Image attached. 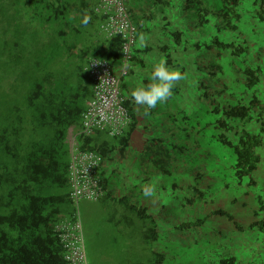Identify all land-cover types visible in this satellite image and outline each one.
I'll use <instances>...</instances> for the list:
<instances>
[{
    "label": "trees",
    "instance_id": "obj_1",
    "mask_svg": "<svg viewBox=\"0 0 264 264\" xmlns=\"http://www.w3.org/2000/svg\"><path fill=\"white\" fill-rule=\"evenodd\" d=\"M94 1L0 0V264H67L54 224L74 216L78 206L70 194L68 130L81 128L92 96L93 83L86 68L89 58L107 59L117 69L123 52L121 35L107 37L91 27L100 17ZM165 1L176 4L182 13L183 29L170 32L179 43L187 37L186 26L196 15L199 35L201 30L204 33L195 44L200 98L210 100L216 138L233 155L235 177L254 184L252 175L261 160L258 149L264 132V101L255 89L264 69L260 64L247 65L245 57L238 59L249 52L246 39L227 36L250 22L245 15L264 22V0ZM160 3L164 1L155 2ZM187 49L184 45L183 50ZM228 74L240 82L238 77H243L242 89L230 93L241 98L237 103L223 101L225 92L234 87L227 81ZM129 103L125 100L131 120L121 134L96 129L80 138V147L105 160L117 153L124 155L136 129ZM252 122L260 124L258 131L247 127ZM104 171L103 167L104 194L97 200L116 199L108 188L110 175ZM149 188L154 201L157 192L154 186ZM198 195L197 200L203 196L202 192ZM118 202H124L143 224L151 220L144 234L150 242L158 239L160 222L154 214L158 208L149 214L148 208L126 196ZM217 211L226 214L224 209ZM195 216L175 230L193 226L197 235H207V217ZM253 226L264 230V220ZM153 253L151 264H170L165 253ZM218 263L236 264V257L221 258Z\"/></svg>",
    "mask_w": 264,
    "mask_h": 264
},
{
    "label": "crops",
    "instance_id": "obj_2",
    "mask_svg": "<svg viewBox=\"0 0 264 264\" xmlns=\"http://www.w3.org/2000/svg\"><path fill=\"white\" fill-rule=\"evenodd\" d=\"M98 1H94L95 5ZM156 1L129 0L133 18L138 26V34L132 63L129 72L126 74L128 76L122 78L121 87L126 100L130 102L131 112L134 113L133 118H136V129L132 135L131 146L125 154L117 153L111 159L105 160L104 172H108L110 175L108 188L116 197L113 200L119 201L126 196L128 199L148 208L149 214L158 208V212L154 213L159 218L158 221L162 224L166 222L165 224L169 225L168 217L163 218L166 209V196L174 194L176 202L177 194L183 195L185 192L179 186L190 181L184 180V177H196L195 185L197 184V187L195 191H192L193 195L202 192L203 196L195 204L194 210L196 214L207 217L205 226L209 232L207 235L201 233L200 238L203 239L204 236L213 238L216 244L214 247L217 250L224 247L228 249L230 255L227 254L228 256L220 257V259L234 256L236 257V264H264V251L260 254L262 252L260 248L264 246V230L259 226H253L256 222L264 220V156L261 154L262 149L264 150V141L258 149L261 160L252 175L254 184L247 183V179L238 181L232 167L233 161L226 159L221 162V159L218 160L213 151H210V148L216 147L220 142L216 138L215 115L210 112V100L201 99L198 88V72L195 62L196 57L198 58V48L195 47V44L200 38L198 27L191 20L188 23L189 26H186L187 37L184 36L180 39V44L170 35V32L175 31L176 27L183 29L184 22L180 9L175 7L176 4H170L169 1L162 0L164 3L158 5L155 4ZM98 15L100 17L99 20H95L94 27L97 29L96 32L102 35L100 29L103 17L99 13ZM182 44L188 47V57L191 56L192 63L191 65H182L181 78L175 81L170 97L153 109L136 105L130 96L132 89L150 82L148 77L155 63L162 61L168 67L175 61L177 64V59H173L171 56V63H169L168 50L172 46L177 50L181 48ZM178 64L180 63L178 62ZM186 76V83L182 85L180 82L177 83V81H183ZM185 85L186 89L190 90L191 96L195 95L199 101V108L196 111L185 110L179 104L178 100L183 96L182 89ZM186 114L188 115L185 121ZM201 114L203 115L202 120L200 119ZM255 123L252 122L247 127L252 130L259 128L258 124ZM185 130H188L186 134ZM253 131H257V129ZM183 135H185L186 144H191V148L196 150L195 156L198 158L195 167L198 165L199 168L197 169L203 171L195 172L196 176L191 173L193 171L185 170V165L187 167L186 160L178 153L184 152L182 148ZM170 139L172 141L169 144L175 153L172 151L174 155L168 156L169 166H166L165 161L169 147L165 144ZM208 157L209 162L217 163L216 166L206 165ZM259 164V172H256ZM230 169L232 172L229 173L233 176L234 180H231L233 183L224 180V173H228ZM188 173L190 174L186 175ZM174 174L175 177L173 178L172 175ZM149 186H154L153 189L157 192L154 201H152L151 190L150 194H145V189H150ZM212 188L215 191H212ZM181 200L183 201V199ZM181 207L184 210V206ZM219 209H224L226 214L217 213ZM238 215L248 216L249 223L240 222ZM176 216L173 217V220H176ZM169 227L172 226L169 225ZM159 231L161 235L159 234L158 239L161 238L162 241L166 242L164 253H168L167 256H171L175 252L174 249L178 255L177 252L185 247L184 242H187L189 238L182 234L172 238L169 236L170 232L162 236V230L159 229ZM227 234L231 236L228 237ZM169 241H180L182 245L175 248V245ZM223 242L226 243V246H223ZM255 243L258 245V249L254 247ZM242 247H245V251L241 250ZM199 248L201 251L205 247ZM169 252L172 253L169 254ZM212 262L215 263V261ZM191 264H193V260H191Z\"/></svg>",
    "mask_w": 264,
    "mask_h": 264
},
{
    "label": "rangeland",
    "instance_id": "obj_3",
    "mask_svg": "<svg viewBox=\"0 0 264 264\" xmlns=\"http://www.w3.org/2000/svg\"><path fill=\"white\" fill-rule=\"evenodd\" d=\"M94 0H91L93 2ZM252 5V3H249ZM195 14L192 15V21H197ZM245 20L249 18L250 22L244 23L241 30L238 31H230V35L227 36V39H235L236 36L246 39L249 45V52H247L245 55H243L241 58L238 57V59L241 61L245 57V63L248 65H251L252 67H256L257 64H260L262 68L264 69V22H260V20L257 17H250V15H245ZM194 17V18H193ZM91 27H94L91 26ZM183 27V26H182ZM92 30V29H91ZM204 35L203 30H201L200 36ZM185 44L181 45V48L175 50V48L172 46L168 53L173 59H177L180 64H176V61L174 64H170L169 68L173 71L179 72L181 70V67L183 64L185 65H191L192 59L191 56L188 57L189 51H183V47ZM237 61V60H236ZM243 62V61H242ZM132 63V60L130 64ZM242 75V74H241ZM128 75H125V78H127ZM243 76V75H242ZM212 78V76H210ZM227 81H229V84L232 82L234 83V87L232 90H229V92H225L226 96H223L224 102H229L230 100H234L233 103H237L241 98H236V96L231 95L233 92L236 93L237 91H240L242 89L243 85V77L239 76L238 78H241V82L238 81L237 76H234L232 78H229V74L227 75ZM264 78L262 79V82L259 83L256 86V95L264 101ZM213 80L209 79L207 80L208 84H212ZM226 81V83H227ZM180 82L181 85L183 83L187 82V76L184 78L183 81H177V83ZM191 82V79H190ZM216 81H214L215 83ZM240 82V83H239ZM175 85V82L173 83ZM212 86V85H211ZM223 86V83H222ZM185 88V89H184ZM245 89V88H243ZM233 91V92H232ZM231 93V94H230ZM252 97L253 92L250 91ZM183 96L178 100L181 107L185 110H194L196 111L199 108V101L196 98L195 95L191 96L190 90L186 89V85L182 89ZM241 97V96H240ZM180 116V115H179ZM202 114L200 115V119L202 120ZM258 124V123H255ZM259 128L260 125L258 124ZM254 127V126H253ZM259 128H256L257 131ZM255 128L253 130H256ZM188 130H185V134ZM263 141H264V132L262 133ZM184 143L182 145L183 153L178 152L179 155H182L184 159L186 160L187 167L185 165V170L188 169L189 172L193 171L191 173L196 176L195 172H203L202 170H198L199 166L195 167L196 161L198 156H195V149L191 148V144H186V138L185 135H183ZM172 141V139L167 141L166 146L169 147L168 155L166 156L165 165L169 166V158L168 156H173V152L175 153V150L171 147L169 142ZM218 142V141H217ZM216 145V147L210 148V151H213V154L218 157V160L221 159V162L223 160H231L233 155L230 151V149L226 148L225 146ZM217 152V153H216ZM228 154V155H227ZM261 154L264 156V150L262 149ZM207 164H210V167L212 165H215L217 163L209 162V157L207 158ZM219 167V166H217ZM226 167V165H225ZM214 168V167H213ZM215 169V168H214ZM225 169V168H224ZM259 168L256 172H259ZM231 169L228 171V173H224V180L228 181L230 183L233 179ZM190 173L186 174L189 175ZM172 177H175V174L172 175ZM196 177L192 178L191 176H185L184 180H190L187 183H184L181 187L184 189V194L180 195L177 194V201L174 200V194H168L166 196V209L165 213H169L168 215H165L164 213V219L168 217L167 220H169L172 227H169V225H166L164 222L159 223V229L162 230V236L164 234H167L170 232L169 236L174 238L176 235L180 236L182 232L186 233L188 240L187 242H184L185 247L177 253L175 252L171 256H167L168 253L164 254V244L166 242L162 241L163 239L159 238L158 241L150 242L146 239V236L144 234V231H146L149 228V225H151V220H146L145 224L142 223V221L130 210H128L124 202H118L113 199H103V200H87V199H81L78 202V206H76V212L79 213L82 224H83V231H84V237H85V248H86V254L89 264H151L153 262V257H155V254L153 253L155 250L160 251L165 255L167 262H172L171 264H191V260H193V264H218L220 257H225L227 254H229L228 249L226 247L222 249H215L214 247L215 241L213 238H208L207 236H204L203 239L198 237L200 235H197V230L193 229L192 227L184 228V226L181 228V230L178 228L175 230V226H181L184 223L193 221L195 216V210L194 207L195 204L198 203L197 198H195L197 195H193L192 191H195V182ZM234 180V179H233ZM189 183V184H188ZM185 184H187V187H185ZM191 186L190 188H188ZM206 189V188H205ZM208 190V189H206ZM214 189L212 188V191ZM215 191V190H214ZM183 199V201L181 200ZM263 203H264V195H263ZM184 206V210L181 206ZM230 207V206H229ZM172 208V209H169ZM183 210V211H182ZM154 211V210H153ZM156 211V210H155ZM176 216V220H173V217ZM128 216V220H126L125 217ZM236 216V215H235ZM238 218L240 219V222L247 224L248 222V216L242 217L241 215H238ZM174 222V223H173ZM193 234V235H191ZM161 235V234H160ZM178 236V237H179ZM184 236V237H185ZM226 236H231L230 234H227ZM227 237V239H229ZM194 238V239H193ZM200 238V240H199ZM161 239V240H160ZM191 239V240H189ZM190 241V242H189ZM256 242V241H255ZM169 243L174 244L175 248L178 245H182L181 242H175V241H169ZM200 244V245H199ZM201 246H204L205 248H202L200 251ZM223 246H226V243L223 242ZM258 245L255 243V248H257ZM245 247H242L241 250H244ZM258 249V248H257ZM262 251L260 254L264 251V246L260 248ZM207 251V252H206ZM245 251V250H244ZM172 252H169L171 254ZM204 253V254H202ZM187 255V256H186ZM227 255V256H228ZM187 257V258H186ZM211 261V262H209ZM212 261H215L213 263Z\"/></svg>",
    "mask_w": 264,
    "mask_h": 264
},
{
    "label": "built area",
    "instance_id": "obj_4",
    "mask_svg": "<svg viewBox=\"0 0 264 264\" xmlns=\"http://www.w3.org/2000/svg\"><path fill=\"white\" fill-rule=\"evenodd\" d=\"M96 10L103 17L101 30L105 36H122L123 52L117 69L107 59L99 57H90L87 63L93 83L92 96L87 102L81 128L70 127L67 136L70 194L76 204L81 199L97 200L104 194L101 171L105 159L93 150L82 149L80 138L96 129H106L111 135L121 134L131 120L121 82L129 72L138 26L129 0H99ZM54 229L65 250L67 264H89L79 213L58 220Z\"/></svg>",
    "mask_w": 264,
    "mask_h": 264
},
{
    "label": "clouds",
    "instance_id": "obj_5",
    "mask_svg": "<svg viewBox=\"0 0 264 264\" xmlns=\"http://www.w3.org/2000/svg\"><path fill=\"white\" fill-rule=\"evenodd\" d=\"M84 22H87V17ZM180 78L181 74L171 70L164 62L155 63L148 77L150 82L133 88L130 96L136 105L153 109L170 97L173 83ZM145 194H150V189L146 188Z\"/></svg>",
    "mask_w": 264,
    "mask_h": 264
}]
</instances>
